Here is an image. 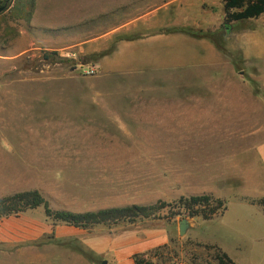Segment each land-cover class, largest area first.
<instances>
[{"label": "rangeland", "instance_id": "rangeland-1", "mask_svg": "<svg viewBox=\"0 0 264 264\" xmlns=\"http://www.w3.org/2000/svg\"><path fill=\"white\" fill-rule=\"evenodd\" d=\"M168 1L128 0L120 9L108 0L62 4L65 12L73 4L84 31L97 35L118 17L129 20ZM207 3L212 13L225 15L222 0ZM34 10L35 3L31 12L30 4L19 0L0 14V91H8L0 94V139L17 148L27 138L46 140L57 144L52 147L61 144L62 150H48L45 160L40 156L29 169L14 173H32V186L44 190L41 194L53 211L156 208L149 218L90 228L113 233L133 225L164 223L173 242L148 258L140 257L144 264H221L217 257L222 253L198 239L219 246L238 264H264V242L240 240L231 232L235 225L245 231L243 221L254 213L233 201L246 188L247 174L263 173L257 147L264 142V66L236 65L237 76L225 74L221 82L205 87L184 83L181 75L104 73L97 63L112 53L115 43L92 53L90 59L78 47L45 51L31 46L28 24ZM238 25L257 31L264 27V15ZM77 30L83 29L74 26ZM227 38L222 41L225 49ZM7 54L12 57L6 59ZM219 88L231 97L215 104L213 97L206 98L204 110L214 108L222 118L209 120L202 128L182 129V116L158 123L127 120L126 111L136 108L159 111L160 118L161 112L203 110L197 102L189 104L198 99L184 98L183 89ZM11 162L25 163L15 158ZM183 183L190 192L178 196ZM205 188L212 193H195ZM205 194L225 201L227 211L223 217L200 221L195 230L198 239L189 230L181 236L180 221L192 218L180 208V198ZM35 210L45 214L44 207ZM72 251L74 241L0 249V264H55L60 253Z\"/></svg>", "mask_w": 264, "mask_h": 264}, {"label": "crops", "instance_id": "crops-1", "mask_svg": "<svg viewBox=\"0 0 264 264\" xmlns=\"http://www.w3.org/2000/svg\"><path fill=\"white\" fill-rule=\"evenodd\" d=\"M63 1L65 0H34L35 10L28 24L29 36L34 42H31V46L37 45V48L45 51H61L78 47V51L90 59L92 53L107 50L111 44L115 43L112 53L97 63L104 73L143 76L165 74L176 77L181 75L184 83H194L199 87H205L207 83L221 82L225 74L237 76L236 65L253 68L264 66V27L257 31L253 28L239 30L236 29L239 23H235L232 32L228 34L227 41L230 43L226 46L228 53H225L223 48L216 46L210 36H206L207 33L212 35L221 32L225 17L222 12L216 15L212 13V9L207 7L209 5L207 0H171L129 20L118 17L111 28L97 35L93 32L86 33L88 30L84 31L85 29L82 28L84 22H81L78 15H74L73 4L70 5L71 10L63 11ZM108 1L119 9L120 5L128 2V0ZM220 6L224 9L222 3ZM74 26H81L83 30L75 32ZM177 28L192 29L202 32L205 36L195 37L183 32H168ZM128 35H133V39L119 40L121 36ZM10 57L12 55H5L6 59ZM183 90L184 98L198 99L190 101L189 104L197 102L203 110H184L182 113L161 112L163 118H160L159 111L136 108L126 111L127 120L132 119L138 124L158 123L160 120L175 121L182 116L181 123L184 124L182 129L202 128L209 120L222 118V115L216 114L214 108H209V111L204 110L207 104L206 98L213 97L215 104L217 101L221 102L224 97H231L220 88ZM0 94L8 95V91H0ZM192 123L194 124L190 125ZM21 142L17 148L12 141L0 139V199L28 191L44 192L40 186H32V173H14V170L29 169L30 162L41 160L40 156H44L45 160L48 150L58 151V153L62 150L61 144L59 148L52 147L57 144L48 143L46 140L32 141L27 138ZM47 146L50 148L47 149ZM257 157L263 173H248L246 188L242 190L238 200H233L239 202L247 211L253 209V215H247L244 219L246 221H243L247 224L246 230L240 231L235 225L233 228H236L231 231L232 235L238 239H247L249 242H264V204L259 203L264 200V142L257 147ZM14 158L25 163L21 162L17 165L11 162ZM182 186L184 189L178 196L190 192L185 188V183ZM197 192L212 193L208 188L195 191ZM37 212L28 210L19 215L1 218L0 249L9 250L37 244L46 247L47 243L51 245L74 241V251L60 253L55 264H103L104 262L136 264V256L148 258L153 252L173 242L168 227L164 223H155L151 226L133 225L111 233L69 225H56L45 214ZM224 213L218 216L223 217ZM189 221V232L198 239L195 233L198 223L210 220L197 217ZM198 241L203 245L218 247L235 264H238L219 246L206 244L199 239Z\"/></svg>", "mask_w": 264, "mask_h": 264}, {"label": "trees", "instance_id": "trees-1", "mask_svg": "<svg viewBox=\"0 0 264 264\" xmlns=\"http://www.w3.org/2000/svg\"><path fill=\"white\" fill-rule=\"evenodd\" d=\"M19 0H15V4ZM30 4V11L33 12L34 0H22ZM224 6V24L223 29L219 33L209 34L218 48H224L222 41L228 37L234 28L235 23H242L253 19H258L264 15V0H222ZM243 26H237L236 29H241ZM168 32H183L195 37L205 36L202 32L192 29H173ZM209 34V35H208ZM100 58V56L96 57ZM180 208L186 212L190 218H202L204 220L214 219L219 214H223L227 210V203L212 195H195L190 197H182L178 202ZM264 204V200L259 201ZM164 204V203H160ZM166 206V205H165ZM39 207H44L46 217L53 221L56 225L65 224L82 229H90L99 224H108L118 221H136L138 218H149L155 212L156 208H147L142 206H132L125 208H112L100 210L98 212L72 213L67 211H53L47 200L42 194L35 191L16 193L8 197L0 199V219L12 215H19L28 210H35ZM220 254L217 259L221 264H235L221 249L216 246ZM136 264H144V260L140 256H136Z\"/></svg>", "mask_w": 264, "mask_h": 264}, {"label": "water", "instance_id": "water-1", "mask_svg": "<svg viewBox=\"0 0 264 264\" xmlns=\"http://www.w3.org/2000/svg\"><path fill=\"white\" fill-rule=\"evenodd\" d=\"M5 11V7L0 8V14ZM190 228V221L188 219H182L180 221V235L184 236ZM103 264H107L104 262Z\"/></svg>", "mask_w": 264, "mask_h": 264}, {"label": "built area", "instance_id": "built-area-1", "mask_svg": "<svg viewBox=\"0 0 264 264\" xmlns=\"http://www.w3.org/2000/svg\"><path fill=\"white\" fill-rule=\"evenodd\" d=\"M14 4L15 0H0V8L5 7V11L10 10L14 6Z\"/></svg>", "mask_w": 264, "mask_h": 264}]
</instances>
